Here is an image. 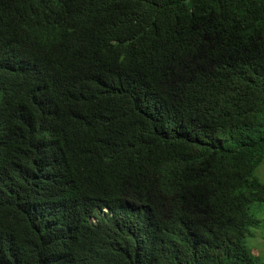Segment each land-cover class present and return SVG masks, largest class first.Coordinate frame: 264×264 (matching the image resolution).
<instances>
[{"label": "trees", "instance_id": "obj_1", "mask_svg": "<svg viewBox=\"0 0 264 264\" xmlns=\"http://www.w3.org/2000/svg\"><path fill=\"white\" fill-rule=\"evenodd\" d=\"M263 161L264 0H0V264H264Z\"/></svg>", "mask_w": 264, "mask_h": 264}, {"label": "rangeland", "instance_id": "obj_2", "mask_svg": "<svg viewBox=\"0 0 264 264\" xmlns=\"http://www.w3.org/2000/svg\"><path fill=\"white\" fill-rule=\"evenodd\" d=\"M255 176L264 182V161L255 169ZM95 217V216H94ZM92 217V221L93 218ZM264 219L260 226L251 229V237L247 239V245L252 249L253 253L258 255L264 261Z\"/></svg>", "mask_w": 264, "mask_h": 264}, {"label": "clouds", "instance_id": "obj_3", "mask_svg": "<svg viewBox=\"0 0 264 264\" xmlns=\"http://www.w3.org/2000/svg\"><path fill=\"white\" fill-rule=\"evenodd\" d=\"M104 211H106V210L104 209ZM93 217H94V216H93ZM94 218H95V217H94ZM94 218H93V219H94ZM91 219H92V218H91Z\"/></svg>", "mask_w": 264, "mask_h": 264}]
</instances>
